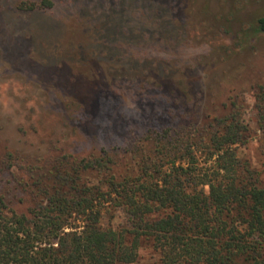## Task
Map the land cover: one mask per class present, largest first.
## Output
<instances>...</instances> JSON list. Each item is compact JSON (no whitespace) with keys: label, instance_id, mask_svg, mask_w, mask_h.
<instances>
[{"label":"rangeland","instance_id":"374dc122","mask_svg":"<svg viewBox=\"0 0 264 264\" xmlns=\"http://www.w3.org/2000/svg\"><path fill=\"white\" fill-rule=\"evenodd\" d=\"M39 1L0 0V150L86 154L149 127L222 114L236 97L248 130L236 153L264 184V129L252 109L253 85L264 84V0H51L49 10L18 9ZM204 158L197 153L201 167L215 156ZM155 260L144 247L135 264Z\"/></svg>","mask_w":264,"mask_h":264},{"label":"trees","instance_id":"16d2710c","mask_svg":"<svg viewBox=\"0 0 264 264\" xmlns=\"http://www.w3.org/2000/svg\"><path fill=\"white\" fill-rule=\"evenodd\" d=\"M253 90L263 130L264 84ZM227 106L86 154L0 150V264H135L144 247L154 264H264V184L236 153L248 131L237 98ZM197 153L215 158L201 167Z\"/></svg>","mask_w":264,"mask_h":264}]
</instances>
